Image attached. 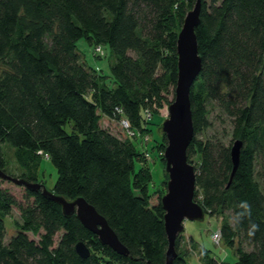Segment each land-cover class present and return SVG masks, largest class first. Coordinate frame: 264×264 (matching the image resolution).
Returning a JSON list of instances; mask_svg holds the SVG:
<instances>
[{"label": "trees", "instance_id": "16d2710c", "mask_svg": "<svg viewBox=\"0 0 264 264\" xmlns=\"http://www.w3.org/2000/svg\"><path fill=\"white\" fill-rule=\"evenodd\" d=\"M196 2L0 0V170L16 177L8 171L10 150L17 177L39 183L47 159L57 171L51 191L84 198L129 251L123 256L101 244L41 189L20 186L19 201L0 179V264H165L166 180L154 189L144 153L101 121L127 120L140 131L145 123V133L154 131L148 114L160 116L175 97L178 33ZM201 4L195 32L202 69L190 87L194 135L187 158L197 170L195 201L221 217V242L238 243L237 260L218 262L202 244L193 250L203 264H264V0ZM82 39L94 51L108 50L109 73L87 64ZM216 117L230 122L229 132L208 135ZM159 119L156 150L164 163L165 116ZM236 140L243 146L231 177ZM154 192L161 194L157 203ZM184 240L178 235L173 264H193ZM81 241L87 258L76 251Z\"/></svg>", "mask_w": 264, "mask_h": 264}, {"label": "water", "instance_id": "95a60500", "mask_svg": "<svg viewBox=\"0 0 264 264\" xmlns=\"http://www.w3.org/2000/svg\"><path fill=\"white\" fill-rule=\"evenodd\" d=\"M202 11L201 0L189 10L177 38L178 80L175 99L168 106V117L161 125L166 135L167 145L164 149L166 172L169 177L167 193L161 198L165 211L164 227L168 239L165 264H173L177 257L175 249L179 233L185 229V220L204 221L205 210L195 201L196 174L195 168L188 162L187 150L194 135L190 87L202 69V57L199 54L196 27L200 23ZM243 143L236 140L231 147L233 170L235 174ZM0 179L24 186L30 191L42 190L43 195L51 198L62 207L64 216L76 215L85 228L98 236L101 244L109 246L118 254L128 256V249L120 242L107 220L84 198L74 200L54 194L41 183H33L0 170ZM76 251L82 258L90 256V249L84 242H78Z\"/></svg>", "mask_w": 264, "mask_h": 264}, {"label": "rangeland", "instance_id": "374dc122", "mask_svg": "<svg viewBox=\"0 0 264 264\" xmlns=\"http://www.w3.org/2000/svg\"><path fill=\"white\" fill-rule=\"evenodd\" d=\"M78 48L84 54V58L86 55V59L88 60V61H86L87 64H89L90 66H92L94 68H98V65H99L107 73H109V64H108L109 52L106 48L97 47V49L94 51V49L92 47H90L88 45V43L86 42V40H84V39H82L78 42ZM94 53H95V55L101 56V58L100 59L96 58V56H94ZM174 99H175V97L172 98V96H169L170 103L166 106V108H164V110H161L162 109L161 108L158 111L160 116H165V119L168 117V106L174 101ZM156 114H157L156 112H152V114H150V113L148 114V119H147L146 124L149 123V125L153 126V129H154V131L151 134L145 133V123L143 126L144 131L143 130L140 131L138 129H133L131 127L130 122H128L127 120H122L119 123L116 120L104 118L101 121V123L105 128H108L110 131H112L113 134L117 135L119 138L130 139L133 142V144L141 152L144 153L143 159L144 160L147 159L146 164L148 163L150 168H151V174H152L153 182H154L153 184L155 186V187L153 186L154 189H157L158 187H156V186L161 185V183H163L166 180L165 185L161 186L162 189L165 188L164 189L165 192L162 195V197H163L167 193V190H168L167 186H168L169 177H168L167 172H166V163L164 162L165 163L164 164L161 161V159H159L157 157L158 152H157L156 148H158V147H156V144H157L156 137L160 133L158 134L157 131H155L158 128V126H155V125H158L157 123H160V119H159L160 116H157ZM164 120H163V122H164ZM213 122H214V126L212 129H210V131L208 132V135L216 134L217 136H220V134H222L225 130L227 132H229L230 122L228 120H226L222 123V118L220 119V118L216 117L213 119ZM146 127H147V125H146ZM153 134H155L156 136H154ZM200 137H202L200 139H203V138H206V135H202ZM225 140H228V139H225ZM7 154H8L9 164H10L8 171L10 173H14L17 177L20 175V171H18V169H17V164L15 163L16 162L15 157L13 156V154L11 153L10 150H7ZM163 157H164V154H163ZM194 168H195V166H194ZM195 174H196V178H197V170L196 169H195ZM166 176H167V178H166ZM38 177H39V183H42L48 189L51 190L53 188L56 180H57L56 168L54 167V165L50 161H48L47 159H43V162L41 163V168H40L39 173H38ZM2 186H3V188H9L16 195V197L18 198L19 201L22 200V198L24 196V189L22 187L16 186L11 181H5ZM162 189L156 190V191H161ZM160 196H161V194L159 192H154V194L152 196V202L157 203L160 199ZM14 210L18 216V214H19L18 210L17 209H14ZM17 216L13 215V218H16ZM220 218L221 217H219L218 215H215V216L212 215L211 216L210 213L205 211L204 221H196V220H185L184 221L185 229L182 233H179L178 235H180V234L183 235L184 239H185L184 240L185 245L186 246L188 245V248H191V255H192V257H194V259L193 260L191 258L188 259L189 262L191 261V262H193V264H203L198 260V255L196 253L197 250L196 249L193 250V245L191 244V241L189 243L190 236L195 237V239L198 241V243H200V246H197L198 248L201 247V244L204 245L209 251L208 254L211 256V258H213V259L215 258L216 261L225 262V263H233L235 260H237V256L235 254V251L238 248V243H236V246H234V248H232V247L225 245L224 242L222 243L221 240L219 241V239L216 240V242L213 240L214 238L212 239V233L215 232V235H216V233L221 234L222 221L220 220ZM8 220H6V225H8L7 236L11 237L12 234L14 233V229H13L14 227L11 224L10 218H8ZM231 224H232V222H231ZM29 236L33 239H36V240L38 239L37 236H33L30 233H29ZM55 238L57 239L58 237H55ZM221 239H222V237H221ZM186 243H188V244H186ZM199 249H201V248H199ZM217 263H213V264H217Z\"/></svg>", "mask_w": 264, "mask_h": 264}, {"label": "built area", "instance_id": "2783aa9c", "mask_svg": "<svg viewBox=\"0 0 264 264\" xmlns=\"http://www.w3.org/2000/svg\"><path fill=\"white\" fill-rule=\"evenodd\" d=\"M214 237H212V238H214L213 240L216 242V240H218L219 239V241L221 240V234L220 233H216V235L214 234L213 235Z\"/></svg>", "mask_w": 264, "mask_h": 264}, {"label": "crops", "instance_id": "0c3cea01", "mask_svg": "<svg viewBox=\"0 0 264 264\" xmlns=\"http://www.w3.org/2000/svg\"><path fill=\"white\" fill-rule=\"evenodd\" d=\"M193 238V237H192ZM194 240H196L195 238H194ZM192 245H197V246H200V243H198V241L196 240L194 243H192ZM199 260V259H198Z\"/></svg>", "mask_w": 264, "mask_h": 264}]
</instances>
